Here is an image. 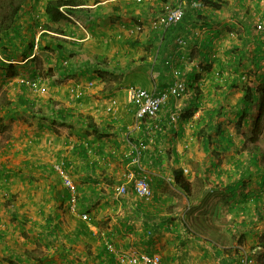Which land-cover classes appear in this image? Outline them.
<instances>
[{"label":"crops","instance_id":"crops-1","mask_svg":"<svg viewBox=\"0 0 264 264\" xmlns=\"http://www.w3.org/2000/svg\"><path fill=\"white\" fill-rule=\"evenodd\" d=\"M51 1H25L19 24L35 47L21 75L4 80L0 72L7 91L0 103V264H118L109 242L119 251L158 253L163 264H235L239 258L217 243L226 245L245 225L222 208L238 184L206 173L214 159L246 144L230 110L264 79V0H62L65 17L57 21L47 12ZM165 4L182 5L184 18L163 25ZM176 71L188 91L170 97L158 117L165 129L149 137V120L138 119L127 89L161 92ZM197 102L192 117L169 123L171 112ZM251 103L243 129L257 112ZM220 108L228 114L214 121L223 120L230 148L209 127L198 137ZM143 139L149 198L125 178ZM242 147L240 156L250 150ZM58 167L72 177L76 202ZM178 170L188 188L176 183Z\"/></svg>","mask_w":264,"mask_h":264},{"label":"trees","instance_id":"trees-1","mask_svg":"<svg viewBox=\"0 0 264 264\" xmlns=\"http://www.w3.org/2000/svg\"><path fill=\"white\" fill-rule=\"evenodd\" d=\"M25 1L26 0H0V55L2 56L0 58V72L4 80L21 75L22 70L25 69L27 65L26 60L31 55V52L35 47L34 41L27 42L25 40L22 32L23 30L19 24V16L25 5ZM163 1L167 2V0ZM64 4L65 3L62 0H52L48 4L47 12L52 21H57L65 17V15L60 11V7ZM251 91L252 90L247 87V93L240 100V105L231 109L230 112L231 115L233 114L237 117L236 128L238 133L245 141L251 144L249 150L251 158L250 161L252 165H255L258 164V159L260 158V141L262 137H264V79L258 85L257 89H255L253 94ZM5 99L6 96L1 95L0 103ZM250 103L251 105L255 103L257 112L252 119L251 128L243 129L244 125L246 126L249 124L250 116L252 114ZM199 107L200 103L197 102L194 108H188L182 113L179 111L171 112L169 115V123L173 125L176 124L179 119L186 120L189 117H192L194 113L198 111ZM172 113L176 115L175 121H171ZM227 114L228 112L222 108L216 110L215 114L210 117L209 124L204 126L201 131L199 127L198 137L200 138V132L206 131L204 129L205 127H209L208 130L216 132L220 135V139L217 142L223 144L225 148L232 147L234 142H232L231 139L229 140V137L225 136L223 120L219 123L214 121V117L215 119H220ZM210 138L211 137L208 139ZM252 148H254V152L251 151ZM174 176L176 183L180 184L182 188H188L189 183L183 176L182 170L176 171ZM232 191L236 192V188L234 187Z\"/></svg>","mask_w":264,"mask_h":264},{"label":"rangeland","instance_id":"rangeland-1","mask_svg":"<svg viewBox=\"0 0 264 264\" xmlns=\"http://www.w3.org/2000/svg\"><path fill=\"white\" fill-rule=\"evenodd\" d=\"M3 88V84H1L0 96L7 95V91ZM161 111L163 112V109ZM231 127L234 129V133L239 135L236 125L234 124ZM245 143L243 145L240 144L241 150L234 156L222 155L214 159L212 171L207 172L206 176L207 178L212 176L211 179L214 180H226V182L229 180L230 183L238 184V186L236 185L237 194L230 192L233 194V196L231 195L233 199H228V201L226 199L222 200V208L225 205L227 206L224 209L230 211L229 216L231 220H235V217L237 220H246L243 221L245 225L239 228L235 227L236 230H233L232 233L235 234L234 236L229 235L230 238L227 237L226 241L223 242L226 245H239L240 243L242 245L237 248H227L226 245L217 244L223 248L225 254L235 255V257L239 258L235 264H239L242 258H249L251 260L249 264H264V137L260 141V158L258 159V164L255 165L251 164L250 153L246 154L244 152L240 156L242 151H244V147L242 146L251 147V144L247 141ZM195 148L199 149V146L197 145ZM251 150L254 151V148ZM198 160L200 162V159ZM206 160L211 162L210 158H206ZM199 162L193 161L191 169L194 173H199L200 178L196 177V180L199 179L200 183H202L204 180L202 174L204 173L200 169ZM228 222L230 225H233L231 221ZM232 228L234 229L233 226ZM244 233L246 236H242Z\"/></svg>","mask_w":264,"mask_h":264},{"label":"built area","instance_id":"built-area-1","mask_svg":"<svg viewBox=\"0 0 264 264\" xmlns=\"http://www.w3.org/2000/svg\"><path fill=\"white\" fill-rule=\"evenodd\" d=\"M185 10L182 5L165 4L163 13L160 15V22L163 25L177 23L184 18ZM258 29H263V24H258ZM176 80L166 90L161 92L151 91L146 88L130 86L127 89V100L136 107V115L139 120H149L147 127V134L149 137H155L157 133L164 130V124L159 121V113L162 108L167 104L170 97H181L186 94L188 87L186 82L180 78L179 71L175 72ZM19 82L30 84L34 89L37 88L36 81H29L26 78H20ZM176 120V115H171V121ZM151 138L150 140H153ZM148 150V143L145 139L140 140L134 144L133 153L131 157V164L135 166L131 168L125 175L127 182H131L133 189L137 195L142 198H149L152 195V188L149 176L146 174L142 167V160ZM58 172L63 178L64 183L71 189L73 202H76V189L73 184L72 177L66 172L63 167H58ZM127 191V185L123 184L119 187L120 193ZM88 218L87 214L83 216ZM108 250L116 255L118 264H163L162 257L158 253H139L119 251L113 243L109 242ZM249 258L240 259L239 264H249Z\"/></svg>","mask_w":264,"mask_h":264}]
</instances>
